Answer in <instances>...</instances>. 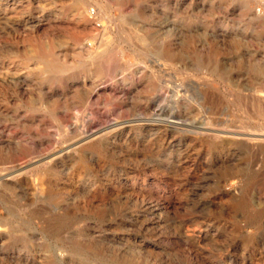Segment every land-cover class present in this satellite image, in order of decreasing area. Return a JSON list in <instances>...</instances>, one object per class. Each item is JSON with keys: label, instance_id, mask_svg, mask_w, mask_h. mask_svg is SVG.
<instances>
[{"label": "rangeland", "instance_id": "374dc122", "mask_svg": "<svg viewBox=\"0 0 264 264\" xmlns=\"http://www.w3.org/2000/svg\"><path fill=\"white\" fill-rule=\"evenodd\" d=\"M260 92L264 0H0V264H264Z\"/></svg>", "mask_w": 264, "mask_h": 264}, {"label": "bare ground", "instance_id": "6f19581e", "mask_svg": "<svg viewBox=\"0 0 264 264\" xmlns=\"http://www.w3.org/2000/svg\"><path fill=\"white\" fill-rule=\"evenodd\" d=\"M117 61H118V60H117ZM114 66H115V65H114ZM117 66H118V65H117ZM112 68H113V67H112ZM116 68H117V67H116ZM260 93H262V92H260ZM261 95H263V93H262ZM263 96H264V95H263ZM263 96H262V97H263ZM170 123L175 125L176 121L173 120V121H170ZM176 124H177V123H176ZM101 130H102V129H101ZM97 131H98V130H97ZM100 133H101V132H100ZM217 135H218V134H217ZM262 135H263V134H262ZM247 136L252 138V137H253V134H248ZM254 136H255V135H254ZM86 137H87V136H86ZM86 137H85V138H86ZM259 137H260V135H259ZM217 138H218V137H217ZM254 139H256V137H255ZM261 140H262V139H261ZM259 143H260V142H259ZM245 199H246V198H245ZM247 200H248V199H247ZM251 218H252V217H251ZM253 220H254V219H253ZM258 229H259V228H258Z\"/></svg>", "mask_w": 264, "mask_h": 264}]
</instances>
